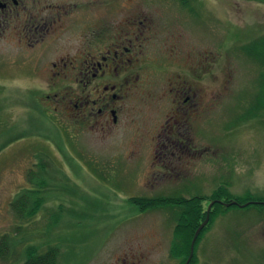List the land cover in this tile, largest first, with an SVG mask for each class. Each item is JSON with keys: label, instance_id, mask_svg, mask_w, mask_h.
<instances>
[{"label": "rangeland", "instance_id": "obj_1", "mask_svg": "<svg viewBox=\"0 0 264 264\" xmlns=\"http://www.w3.org/2000/svg\"><path fill=\"white\" fill-rule=\"evenodd\" d=\"M161 5L152 2L148 9L156 15ZM195 12V19L190 17L195 24H167L164 35H179L175 45L185 52L177 63L183 66L198 52L216 53L212 74L202 71L198 118L190 120L192 127L199 124L200 154L164 157L166 176L157 182L147 181L160 165H152L154 157L147 156L150 147L144 143L169 105L152 103L158 80L152 78L149 87L128 97V118L110 135L85 132L70 138L29 94L32 81L19 75L25 51L15 35L0 37V239H9L0 264H19L49 246L58 250L56 264H179L170 248L178 219L173 213L181 205L140 211L131 197L198 195L202 213L213 200L264 201V0H200ZM174 69H167L164 78ZM18 134L24 137L8 142ZM38 135L35 151L29 146ZM138 140V152L131 156ZM141 153L145 157H136ZM40 166L43 187L33 185ZM29 188L37 191L29 199L41 204L32 203L37 211L19 217L11 201ZM221 189L229 201L219 197ZM213 204L193 245L191 264H264V204Z\"/></svg>", "mask_w": 264, "mask_h": 264}, {"label": "flooded vegetation", "instance_id": "obj_2", "mask_svg": "<svg viewBox=\"0 0 264 264\" xmlns=\"http://www.w3.org/2000/svg\"><path fill=\"white\" fill-rule=\"evenodd\" d=\"M31 1L32 5L29 0H0V37L14 34L25 51L18 68L24 73L19 75L32 81L29 94L55 126L70 138L85 132L108 136L128 118V97L155 78L160 84L152 103L165 100L169 105L147 131V156L154 157L156 168L160 165L147 181L165 179L164 157H199V124L195 121L192 127L190 120L198 118L202 71L212 74L216 53L198 52L191 63L178 64L185 52L175 45L179 35H164V29L167 24H195L200 0H188L186 7L178 4L180 0ZM152 2L162 4L156 15L148 9ZM164 4L177 9L166 10ZM170 67L176 69L164 78ZM39 136L29 146L35 151ZM140 145L138 140L131 156Z\"/></svg>", "mask_w": 264, "mask_h": 264}, {"label": "trees", "instance_id": "obj_3", "mask_svg": "<svg viewBox=\"0 0 264 264\" xmlns=\"http://www.w3.org/2000/svg\"><path fill=\"white\" fill-rule=\"evenodd\" d=\"M175 1H178V0H175ZM178 4L181 7L182 5L186 7L188 6V0H180ZM260 44L263 45L264 47V40ZM249 45H254V44L250 43ZM263 67H264V64H263ZM39 108L43 112L45 111V109L41 107ZM19 137L21 138L24 137V134H21V135L18 134L16 137H12L11 139H9L8 142L10 143L14 139L15 140L18 139ZM30 137H33V135H31ZM50 159L52 160V158ZM42 171H44L43 167H41L36 179H34L33 185L37 184L38 186L43 187V185L46 183L44 179L45 176L42 175ZM30 174H31V170H29L28 172V175ZM39 190L40 188L38 189V191ZM225 191L226 190L221 189L219 191V195H220L219 197L223 198L224 200L229 201L230 200L229 193ZM35 192H37L35 189L29 188L27 189L26 192L23 190L21 193H19L18 195H16V197L13 198L10 206L17 216L19 217L31 216L35 212V210L37 211L38 208L36 206H33L32 203L39 207V205L41 204V201L35 198V201L32 202L31 198L29 199L30 194L34 195L33 193ZM183 196L184 195L179 193V194H170L169 196H154L151 198H146L143 196H135L129 199V202L133 204L140 211H145L147 209H152V208H160L159 206L165 207L168 204L170 206H174L175 204L181 205V211H179L178 213L177 211L173 213L174 219L175 218H178V219L177 221L175 220V222H177L176 226L174 227V232L176 234L173 239L174 243L173 245H171V248H170L171 256L177 259L179 264L184 263L185 258L189 256L188 254H189V246H190L191 238L196 228L198 227V225L201 223V221L204 220V215L206 213V212L204 213L201 212V207H200V202H199L201 198L198 195H193L191 198H188V199H184L185 197ZM244 201L247 202L246 200ZM244 201L243 203H245ZM237 202L240 203L241 201L238 200ZM258 204H264V203L256 204V203L248 202V204L244 207L248 208L251 206H258ZM213 205L218 207V206H221L222 204L219 202H215ZM232 206H238V205H231L229 207H232ZM205 227L206 225L203 226V228L199 232L194 242V248H195V245L202 231L205 229ZM182 237L185 238L184 245H182ZM1 238L2 239H0V258H6V255L8 254V250H9V239L7 235H3L1 236ZM192 258L193 256L189 260L188 264H191ZM57 259H58L57 248H55L54 246H49L41 250V252L29 254L19 264H56Z\"/></svg>", "mask_w": 264, "mask_h": 264}, {"label": "water", "instance_id": "obj_4", "mask_svg": "<svg viewBox=\"0 0 264 264\" xmlns=\"http://www.w3.org/2000/svg\"><path fill=\"white\" fill-rule=\"evenodd\" d=\"M215 201L221 203L222 205H224L226 207L231 206V205H239L240 207H244V206H246L248 204V202L243 203V204H240V203H238L235 200H232V201H229V202H222L221 200H213V201H210L209 204H208V207H207L205 219L198 225V227L196 228V230H195V232L193 234V237H192V240H191V243H190V253H189V256H188V258H187V260L185 261L184 264H188V262H189V260H190V258L192 256L194 242H195V240H196L199 232L203 228V226L206 225V223L208 221V211H209L210 207L212 206V204ZM249 202H253V203H264V201H249Z\"/></svg>", "mask_w": 264, "mask_h": 264}]
</instances>
